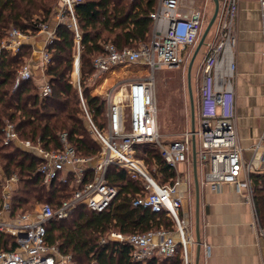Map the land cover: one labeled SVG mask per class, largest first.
I'll use <instances>...</instances> for the list:
<instances>
[{"label":"built area","instance_id":"2783aa9c","mask_svg":"<svg viewBox=\"0 0 264 264\" xmlns=\"http://www.w3.org/2000/svg\"><path fill=\"white\" fill-rule=\"evenodd\" d=\"M82 1L58 0L52 22L39 20L38 28L29 32L13 27L5 39L0 40V61L4 52L14 54L22 44L30 48V56L15 72L12 90H16L21 81L34 76L31 59L35 55L38 59L36 74L42 78L37 85L38 94L48 96L51 92L46 74L51 63L49 45L55 38L56 25L69 22L76 38L72 81L78 89L87 126L101 146V151L96 155H78L63 132L60 134L61 148L48 150L39 141L34 143L21 139L14 123L4 120L3 143H14L37 156V172L44 184L71 175L74 190L56 208L48 203H37L34 209L12 217L10 201L18 194H14V189L21 181L15 173L2 177L0 172V234L13 236L16 243L10 250L0 249V264H79L72 260L70 254L62 253L56 244L47 243L46 224L51 219L67 217L78 205H84L94 212L108 207L118 194V188L106 179L110 165L123 168L131 178L142 179L141 190L132 198L133 206L148 208L152 212L164 211L173 220L175 229L159 227L129 234L111 231L109 238L128 244L130 257L134 261L145 263L153 257L171 258L179 251L183 264H193L190 247L195 241L186 215L182 212L183 200L188 198L190 179L182 175L183 171L179 168L191 159L192 134L195 136V146L198 138L196 154L202 166L200 182L212 189L225 183H235L252 196L250 176L259 169L256 162L262 164L264 169V127L253 145L254 151L249 161L244 160L243 149L237 141L233 80L236 68L234 23L239 0H223L216 18L215 33L211 41L205 44L206 51L201 62L198 128L193 133L187 130L168 142H162L159 133L154 73L163 67H179L187 58V48L198 41L202 32V11L195 9L181 14L179 0H158L149 12L151 29L147 41H141L138 47L122 50H118L113 43L104 44V52L93 59L95 72L87 83L90 94L105 102L106 126L100 129L86 109L79 85L80 34L75 7ZM258 3L264 32V0H258ZM38 35H41L40 39H36ZM130 67L136 71L134 75L124 77L119 74L110 86L105 85V79L112 71L122 68L129 70ZM140 69L144 71L140 72ZM103 74L101 82L91 91L89 83ZM138 143L157 145L168 166L175 171L174 179L159 183L152 178L141 159L136 157ZM89 172L90 176L87 175ZM253 224L258 241L264 245V224L257 213ZM105 241L104 237L99 239L100 243ZM205 248L208 255L210 246L206 245Z\"/></svg>","mask_w":264,"mask_h":264},{"label":"trees","instance_id":"16d2710c","mask_svg":"<svg viewBox=\"0 0 264 264\" xmlns=\"http://www.w3.org/2000/svg\"><path fill=\"white\" fill-rule=\"evenodd\" d=\"M57 2L0 0V40L10 26L24 32L35 31L37 22L47 20ZM155 3L156 0H83L75 7L80 34L79 85L86 109L100 129L106 126L105 102L90 94L87 86L95 72L93 59L104 52L105 43H113L118 50H122L138 47L141 41H147L151 29L149 12ZM55 33L49 45L51 63L46 70L51 85L48 96L38 94L35 74L12 90L17 68L30 56L27 44H22L14 54L4 52L0 61V172L2 177L17 174L27 186L24 197L10 201L12 217L34 209L37 203H48L56 208L74 188L71 186V175L44 184L37 172L39 158L14 143H3L4 120L14 123L21 139L34 143L39 141L48 150L61 148L60 134L64 132L67 142L78 155L87 157L101 151V146L87 126L78 89L71 79L76 55L74 31L65 21L56 25ZM126 71L129 70L122 68L112 71L105 79V85L110 86L119 74ZM143 71L140 69V72ZM100 76L89 83L91 91L101 82L104 74ZM136 157L161 183L174 179L175 171L168 166L157 146L151 143L136 144ZM251 178L254 204L260 222L264 224V171L252 173ZM106 179L118 188V194L110 205L100 212L78 205L67 217L51 219L46 224L47 243L56 244L62 253L70 254L85 264H183L179 251L171 258L153 257L145 263L134 261L130 257L128 244L109 238L111 231L129 234L159 227L174 230L175 224L164 211L152 212L148 208L132 205V198L141 190L142 179L131 178L123 168L114 165L107 168ZM101 237L106 239L105 243L99 242ZM15 245L13 236L0 234V249L10 250Z\"/></svg>","mask_w":264,"mask_h":264},{"label":"crops","instance_id":"0c3cea01","mask_svg":"<svg viewBox=\"0 0 264 264\" xmlns=\"http://www.w3.org/2000/svg\"><path fill=\"white\" fill-rule=\"evenodd\" d=\"M222 3L223 0H219L220 10ZM210 6H214L213 0H179L181 14L195 9L202 11L201 8ZM215 23L216 19L207 42L211 41L215 33ZM234 34L236 74L233 86L237 141L243 149L244 160L249 161L254 151L253 145L264 127V32L258 0H239ZM40 38L41 35L36 36V39ZM31 63L39 84L42 78L36 74L38 59L35 55ZM256 164L259 169L252 173L264 171L262 164ZM251 183L253 193L252 178ZM200 184L199 264H264V245L258 241L253 224L257 213L253 197L236 184L225 183L213 189L206 183ZM26 190L27 186L23 182L18 183L14 189V194H18L13 198L24 197ZM187 204L188 199H184L182 212L189 220ZM206 245L210 246L208 255ZM190 251L194 258L195 242Z\"/></svg>","mask_w":264,"mask_h":264},{"label":"rangeland","instance_id":"374dc122","mask_svg":"<svg viewBox=\"0 0 264 264\" xmlns=\"http://www.w3.org/2000/svg\"><path fill=\"white\" fill-rule=\"evenodd\" d=\"M57 5L58 3L55 4L52 12L48 16V20L50 22H52L54 19V12L57 8ZM201 9L203 13V28H202V32H203L213 13L214 6L206 7L204 9L201 8ZM218 13H220V11ZM13 27L14 26H10L5 31L6 34L2 37V39H5V36L7 35L8 31ZM212 29L213 26L208 31L207 36L205 38V42H207V39L212 32ZM196 43L187 48V58L179 65V67H172V68L163 67L161 69L156 70L154 73L155 96H156L157 109H158L159 133L161 135L162 142H168L170 140L176 139L180 137L187 130H190V109H189V101H188V93H187L186 72H187L189 59L195 49ZM204 51H205V45H202L193 62L191 69V87H192V95H193L194 111H195V128H198V116H199L198 105H199V88L201 84V62ZM135 73L136 71L133 69V67H130L129 71L122 73L120 76L125 77L127 75H134ZM71 79L72 80L74 79L73 74H71ZM153 146H157V145L154 144ZM196 147H198L197 137H196ZM196 165H197V174L199 179V193H200L201 191L200 175H201L202 166L200 160L198 159L197 154H196ZM144 167L146 168V171L152 178H154L157 182L161 183L158 177L152 175L151 171L146 165H144ZM180 169L181 171H183L181 174L187 175L190 179L189 193L187 198L188 216H189L188 223L192 238L195 241V235H194L195 234L194 233L195 192H194V185L192 180V156L190 161L188 163L182 164V167ZM252 197L254 198L253 193H252ZM199 209L201 210V205ZM200 210H199V234H200V216H201ZM72 260L80 264H85V262L84 263L79 262L74 258H72ZM193 264H194V258H193Z\"/></svg>","mask_w":264,"mask_h":264},{"label":"water","instance_id":"95a60500","mask_svg":"<svg viewBox=\"0 0 264 264\" xmlns=\"http://www.w3.org/2000/svg\"><path fill=\"white\" fill-rule=\"evenodd\" d=\"M214 9L213 13L204 29L201 33L195 49L189 59L187 72H186V80H187V92H188V99L190 105V131L193 133L195 131V111H194V101L192 95V87H191V69L193 62L201 48L202 45H205V38L207 36L208 31L212 27L215 19L217 18L219 12V0H213ZM191 156H192V177H193V185H194V233H195V255H194V264H199V255H200V234H199V208H200V193H199V179L197 174V165H196V146H195V136L192 134L191 136Z\"/></svg>","mask_w":264,"mask_h":264},{"label":"bare ground","instance_id":"6f19581e","mask_svg":"<svg viewBox=\"0 0 264 264\" xmlns=\"http://www.w3.org/2000/svg\"><path fill=\"white\" fill-rule=\"evenodd\" d=\"M229 184V183H228ZM231 184H235V183H231Z\"/></svg>","mask_w":264,"mask_h":264}]
</instances>
